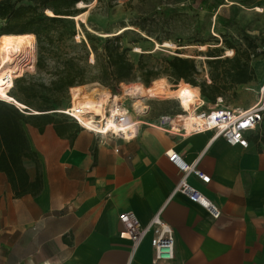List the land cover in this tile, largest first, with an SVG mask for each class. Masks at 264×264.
<instances>
[{
	"label": "crops",
	"instance_id": "0c3cea01",
	"mask_svg": "<svg viewBox=\"0 0 264 264\" xmlns=\"http://www.w3.org/2000/svg\"><path fill=\"white\" fill-rule=\"evenodd\" d=\"M263 67L253 66L256 80L237 89V102L249 101L238 109L258 102ZM143 104L136 117L143 125L130 141L84 129L70 138L59 137L53 125L43 133L24 127L43 189L16 197L0 175V264H152L153 233L132 259L119 217L133 212L146 226L161 210L174 232L175 258L160 264H264V121L247 133L245 148L212 131L184 136L158 129L161 118L181 114V107ZM170 150L210 177L203 183L191 176L189 183L219 208L218 220L174 193L181 174L166 156ZM24 166L34 181L36 165Z\"/></svg>",
	"mask_w": 264,
	"mask_h": 264
},
{
	"label": "trees",
	"instance_id": "16d2710c",
	"mask_svg": "<svg viewBox=\"0 0 264 264\" xmlns=\"http://www.w3.org/2000/svg\"><path fill=\"white\" fill-rule=\"evenodd\" d=\"M91 1L0 0V22L4 23L0 25V38L5 35H34L40 53L37 71L45 69L47 56L55 58L57 63L54 78L48 84L33 75L23 76L14 81L9 92L13 102L0 100V175L7 177L16 197L29 194L36 197L43 189L41 165L31 149L24 127L28 125L43 133L48 125H53L59 137L70 138L74 137L75 128L76 132L82 129L74 119L59 110L72 88L99 83L113 90L122 84L137 81L150 85L167 77L177 84L185 82L199 88L203 101L215 105L218 98H222L225 104L229 98L236 100L237 89L256 80L251 62L260 46L255 37L246 33L242 35L244 48L238 50L226 41L222 50H208L205 63L209 68V77L200 83L197 79L201 71L195 59L175 56L166 60L163 66L140 60L136 66L119 37L106 38L100 46L91 43L96 65L94 68L84 65L78 60L81 56L77 58L61 50L66 37L75 35L68 21L85 12L77 6ZM48 11L53 15H48ZM83 48L88 57L90 50L84 43ZM226 49L233 51L234 55L224 57ZM26 160L36 165L34 181L30 180L24 166Z\"/></svg>",
	"mask_w": 264,
	"mask_h": 264
},
{
	"label": "rangeland",
	"instance_id": "374dc122",
	"mask_svg": "<svg viewBox=\"0 0 264 264\" xmlns=\"http://www.w3.org/2000/svg\"><path fill=\"white\" fill-rule=\"evenodd\" d=\"M77 8L85 12L81 17L68 21L75 35L66 37L61 51L77 58L81 56L78 60L93 68L96 60L90 49L91 43L100 46L106 38L119 37L136 66L140 60L150 65L163 66L166 60L175 56L195 59L201 71L197 79L200 83L209 77V68L205 63L208 50H216L215 48L222 50L226 41L234 44L238 50L244 48L242 39L244 33L252 38L255 37L260 46L259 52L252 58V67L259 62L264 66V0H92L89 4L78 5ZM1 24L4 23L0 22ZM83 43L87 46V50H90L88 57ZM166 43L172 47L163 48ZM157 45L161 47L157 49ZM34 49L36 73L32 75L48 84L54 78L56 60L52 56H47L45 69L37 71L40 53L36 38ZM228 51L230 50L223 51L224 57L234 55L233 51L232 54ZM26 75L22 72L15 78ZM163 79L167 80L173 91L177 90L181 83L177 84L167 77ZM141 83L137 81L122 84L113 90L99 83H89L82 87L89 94L108 92L113 98L117 97L115 102L126 106L131 116L136 118L137 100L127 97L125 90L128 86ZM263 87L264 82L258 86L259 91ZM244 95L243 97H248L247 94ZM73 101L70 90L69 97L65 99L64 105L59 110L63 111L71 107ZM226 101V104L234 109L249 104L247 98L240 102L234 98ZM143 102L151 105L153 109L157 103L180 108L175 98L162 103L157 99H144ZM140 110L142 111L143 107ZM133 122H138V119Z\"/></svg>",
	"mask_w": 264,
	"mask_h": 264
},
{
	"label": "built area",
	"instance_id": "2783aa9c",
	"mask_svg": "<svg viewBox=\"0 0 264 264\" xmlns=\"http://www.w3.org/2000/svg\"><path fill=\"white\" fill-rule=\"evenodd\" d=\"M33 53L35 54V49ZM34 66H36L35 62L32 68L24 72L27 75L35 74ZM18 74L9 72L3 76V82L8 87V94L17 79L15 76ZM17 106L23 108L19 105ZM203 107L204 104L197 105L192 112L182 110L179 115L163 117L154 127L169 133L183 134L184 136L212 131L215 134L214 138H223L230 145H239L247 148V133L254 131L259 122L264 119V87L260 91L258 102L248 110L228 107L222 98H218L212 108L204 110ZM62 113L74 119L84 130L91 131L101 137L120 138L126 141L136 139L143 125L141 121L133 122L129 111L119 102L104 104L100 114L92 112L90 109L76 110L73 104L65 111H62ZM81 118H89L96 128L89 129L82 123ZM166 156L181 174L179 185L174 193L187 196L190 201L206 209L215 220H218L221 216L219 208L189 183L191 176L197 177L203 183H209L210 177L198 169L197 162L189 164L172 150L166 152ZM161 214L162 210L146 226L141 225L133 212L120 215L119 220L123 227L121 235L131 241L132 259L147 236L153 233L151 245L154 249V259L152 264L174 260V232L170 226L163 222Z\"/></svg>",
	"mask_w": 264,
	"mask_h": 264
},
{
	"label": "bare ground",
	"instance_id": "6f19581e",
	"mask_svg": "<svg viewBox=\"0 0 264 264\" xmlns=\"http://www.w3.org/2000/svg\"><path fill=\"white\" fill-rule=\"evenodd\" d=\"M79 5H83L80 3ZM48 15L53 14L48 11ZM81 15L75 17L79 18ZM34 35H5L0 38V100L6 102H12V97L7 93L8 87L3 82V76L7 73H22L33 67L34 63ZM161 46L157 45V49ZM163 48L172 47L166 43ZM232 54V51H228ZM27 63V64H26ZM7 70L6 72H4ZM4 72V73H3ZM125 94L127 97L136 98L135 108L138 113L141 112L140 108L143 107L144 99H170L175 98L182 110L192 112L195 106L201 105L203 99L199 94L198 88L192 87L190 84L181 82L178 85V89L173 91L166 79H158L152 82L150 85L146 84H134L126 87ZM73 95V106L76 110L90 109L92 112L98 114L101 113L104 104H110L117 100V97L113 98L108 92L89 94L84 91L83 87H75L71 89ZM113 98V100H112ZM82 123L89 129H95L89 118H81ZM188 127V125H186Z\"/></svg>",
	"mask_w": 264,
	"mask_h": 264
}]
</instances>
